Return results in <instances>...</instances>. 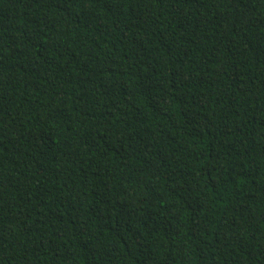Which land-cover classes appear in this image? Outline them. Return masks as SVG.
I'll return each instance as SVG.
<instances>
[{"label": "trees", "instance_id": "1", "mask_svg": "<svg viewBox=\"0 0 264 264\" xmlns=\"http://www.w3.org/2000/svg\"><path fill=\"white\" fill-rule=\"evenodd\" d=\"M0 264H264V0H0Z\"/></svg>", "mask_w": 264, "mask_h": 264}]
</instances>
